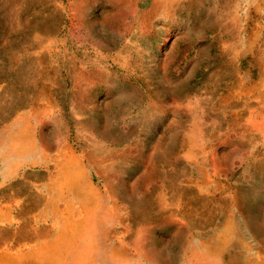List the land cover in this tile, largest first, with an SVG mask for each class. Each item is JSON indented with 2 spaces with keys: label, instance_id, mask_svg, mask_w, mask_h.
Instances as JSON below:
<instances>
[{
  "label": "rangeland",
  "instance_id": "1",
  "mask_svg": "<svg viewBox=\"0 0 264 264\" xmlns=\"http://www.w3.org/2000/svg\"><path fill=\"white\" fill-rule=\"evenodd\" d=\"M0 264H264V0H0Z\"/></svg>",
  "mask_w": 264,
  "mask_h": 264
}]
</instances>
